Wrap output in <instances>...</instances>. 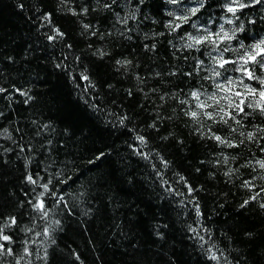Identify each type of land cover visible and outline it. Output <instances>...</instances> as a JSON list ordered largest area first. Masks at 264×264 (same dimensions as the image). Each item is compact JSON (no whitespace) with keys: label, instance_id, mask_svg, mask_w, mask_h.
<instances>
[{"label":"snow or ice","instance_id":"snow-or-ice-1","mask_svg":"<svg viewBox=\"0 0 264 264\" xmlns=\"http://www.w3.org/2000/svg\"><path fill=\"white\" fill-rule=\"evenodd\" d=\"M32 10L35 41L0 34V264H189L184 244L198 264H264V218L217 227L216 208L229 201L206 187L222 178L243 191L231 202L242 216L264 213V0H36ZM142 21L160 30L144 32ZM77 27L85 45L79 52L69 39ZM128 41L145 51L113 58ZM57 44L66 50L53 55ZM40 56L72 83L85 118L66 113L59 129L48 118L58 81L35 70ZM93 57L95 69L85 63ZM105 61L135 81L117 99L116 82L99 71ZM137 96L144 119L125 107ZM116 125L130 129L127 154L106 145L90 151L89 165L105 166L80 181L83 173L68 166L73 145H94L97 132ZM200 147L208 151L194 171L207 172L206 184L181 171ZM145 185L162 201L150 218L137 206L135 189ZM174 211L184 218L186 240L171 230Z\"/></svg>","mask_w":264,"mask_h":264},{"label":"trees","instance_id":"trees-1","mask_svg":"<svg viewBox=\"0 0 264 264\" xmlns=\"http://www.w3.org/2000/svg\"><path fill=\"white\" fill-rule=\"evenodd\" d=\"M21 2V0H0V34L6 35V36H13L17 41H19L21 44L24 42L31 43L35 41L36 34H37V26H36V14L34 10H32V6L36 4V0H22V2L25 3V7L23 9L17 7V3ZM46 4H51L52 0H45ZM153 15H159L158 13H153ZM59 22V21H57ZM141 28L142 31L147 32L150 29L160 30L159 25L156 27H153L152 23L149 21H142L141 22ZM69 39L75 42L76 51L79 52L80 49L84 48V38L79 36V28H74L69 36ZM171 39V37H169ZM91 42V41H90ZM51 44V42H48ZM96 46H99V42L96 41ZM140 41H128L123 46V52L121 51H115L113 54V58L116 56H120L122 54H131V50L135 49L137 51H145L138 47ZM57 51L53 52V55H58L59 52L66 50L65 46L63 44H57L56 45ZM70 53L72 50H68ZM160 54L162 57H167L169 52L165 48H161ZM46 57L40 56L37 60V63L41 65L39 69H35V64L33 65L34 69L36 71L40 72L41 78L47 73L51 76V79L58 81V86L53 89L52 93H49V96H52L55 94L57 97L55 101V106L52 108L51 115L48 117L57 123L58 129L60 127H64L66 125L61 124V120L65 116L66 113L70 114L73 118L80 120L85 118L88 113H85L83 108L77 103V97L75 94V89L72 86V83L70 81H65L62 77H57L56 73L59 70H54L51 63L47 65V67H44V60ZM69 60H71V55L69 56ZM147 59L144 60V63L147 64ZM85 63L88 64L89 67H92L95 69L98 61L97 58L93 57L91 61L88 59H85ZM167 61H165L164 65L160 67L161 71H167ZM153 67H156L153 65ZM141 73L143 74V68L141 67L139 69ZM99 71L101 75H104L105 78L108 79L109 83L116 82V88L114 90V93L112 95L113 99H117L118 97L123 96V93L125 90L133 87L135 81L129 80L121 75L120 72L114 71L112 67L110 66L109 61H105L102 64H99ZM151 86V85H150ZM41 87H44L43 85ZM167 90V89H166ZM142 99V97L137 96L136 99L130 100L127 104H125V107L128 108L130 111L137 113L138 119H144L145 117L140 114V103L139 101ZM119 103V101H117ZM5 102L3 100H0V108L4 106ZM27 106L21 105V110H24ZM16 113L13 111V116H15ZM9 119H12V117H9ZM135 123V121H133ZM0 127H3V125H0ZM100 127H107V125H101ZM130 129H124L123 127L116 125L115 129L111 132H97L95 134V144L93 145L92 142L88 141V147H84L82 144H76L73 145V148L75 149V155L69 154L67 157L69 161V168L78 170L76 172V175H79V173H83L82 176H80V181L88 179L89 176H94L96 172L100 170V168L104 167L105 165L100 164L96 168H92L88 160L90 159L89 152L94 151L96 148H99L100 150H103V146L112 147V148H118L120 152L118 154H127L128 148L124 146L123 142L127 141L129 144L132 143V138L129 135ZM76 139L79 140V133L76 134ZM114 142V143H113ZM210 147V146H209ZM213 151L215 149H212ZM208 151V148L200 147L198 151L195 153V158L193 156H187V159L183 161V167H181V171H184V174L186 176H189V178L192 181H195L196 183L200 184H206L207 180L212 179L207 175L206 171L197 173L194 171L195 168L201 167V165L198 163L199 160V154L200 152ZM65 157L63 155L60 156V160H64ZM177 159H182L179 155H177ZM143 167V165H141ZM87 169V171H85ZM71 175V173H69ZM75 178V177H74ZM80 181H77L79 183ZM177 184L180 183L179 180L176 181ZM69 187H72L71 185ZM123 187H127V185H124ZM153 187V185H145L142 188H137L135 191L140 195L141 200L137 201V206L140 210V212L147 217H151L153 215V212L155 211L152 206L153 205H159L162 203L157 198V192L148 191V188ZM206 187L212 189L213 196L217 191L226 193L227 194V200L229 203H226L223 209L217 207L216 212L219 216V219H215L213 223L217 227H223L225 231H227V228L229 225H232L237 220L244 219V217H247L245 220V223L249 222H259L262 218H264V213L257 214V210L253 208L251 212L248 211L243 213V216L241 215L240 209L235 207L234 203H231L232 201L239 202L241 196L244 194L243 191L239 189H231L230 186L227 185V183L222 178H217L212 181L211 184H206ZM158 191V190H157ZM123 195V194H122ZM134 198V197H133ZM142 201V202H141ZM207 202V205L209 207H213V200L211 198H201L202 204L204 202ZM179 205H173L174 209H179ZM191 211V209H188ZM136 211V207L133 208V214ZM158 214V213H157ZM194 215V212H193ZM178 217L173 220L174 227L171 229L175 233V237H179L180 240H186L187 237L182 235L184 232V225L182 221L184 218L180 216V213L178 211H174L172 213V217ZM153 221L151 219L145 220L144 226H149ZM142 234L144 233V229H139ZM146 235V234H145ZM65 240H68L67 237L64 238ZM80 241V246L88 256H91L92 253L87 250L85 247V242L79 238L76 237ZM68 243H71L70 240H68ZM177 243L179 244V240H177ZM194 243V241H193ZM187 252L191 253V256H185V259L189 261V264H198L197 256L193 249L188 246V244L182 245Z\"/></svg>","mask_w":264,"mask_h":264}]
</instances>
